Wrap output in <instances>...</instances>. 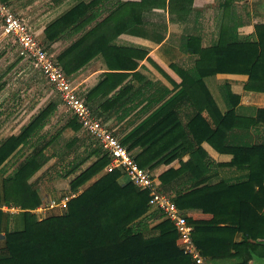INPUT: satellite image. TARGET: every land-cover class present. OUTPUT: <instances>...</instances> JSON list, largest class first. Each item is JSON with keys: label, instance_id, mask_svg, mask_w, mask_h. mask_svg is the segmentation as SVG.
Listing matches in <instances>:
<instances>
[{"label": "trees", "instance_id": "trees-1", "mask_svg": "<svg viewBox=\"0 0 264 264\" xmlns=\"http://www.w3.org/2000/svg\"><path fill=\"white\" fill-rule=\"evenodd\" d=\"M2 1L8 5L9 0ZM241 1L222 3L220 39L214 46L201 48L197 36L187 38L185 43L190 47L198 44L193 48L201 55L198 65L209 74L248 75L246 90L264 93V23L256 25L255 33L241 38L238 29L243 21L235 7ZM193 3L194 0L122 3L90 33L104 31L108 21H118L120 16L126 20V28L121 30H129L143 22L145 12L154 9H167L174 18L175 14L191 11ZM86 10V4L79 3L51 24L47 33L57 29L58 38L63 33L62 26ZM89 34L59 56L68 75L101 52L97 46L104 43H88ZM4 54L0 53V60ZM136 66L134 63L128 67ZM227 93L234 103L229 101V111L219 119L218 129L224 135L222 151L233 155L230 166L247 170L248 174L232 183L197 186L179 193L174 200L193 225V238L202 255L212 264H233V259L240 260L235 264H250L257 258L264 259V132L249 145H232L228 136L233 128H264V108L257 109L253 116L238 115L235 108L241 98L233 95L229 87ZM56 108L57 103L52 101L33 115L19 134L0 141V203L34 211L45 200L37 185L46 175L52 176L56 191L74 192L110 164V156L88 133L77 135L82 125L76 117H71L51 138L41 135ZM69 129L75 135L67 138L64 133ZM81 146L84 149L80 152ZM20 153L24 157L15 161ZM71 154L74 157L56 171ZM10 166H14L11 172ZM173 173L176 171L161 174V181L166 183ZM121 176L119 169L109 171L72 199L64 213L42 220L31 211L11 216L0 210V264H192V258L181 248L173 223L158 211L148 214L149 191L129 182L121 183ZM209 178L205 176L202 181ZM16 216L23 219L20 229L10 225Z\"/></svg>", "mask_w": 264, "mask_h": 264}, {"label": "crops", "instance_id": "crops-1", "mask_svg": "<svg viewBox=\"0 0 264 264\" xmlns=\"http://www.w3.org/2000/svg\"><path fill=\"white\" fill-rule=\"evenodd\" d=\"M139 1L9 0L8 5L33 27L46 49L59 59L70 46L92 32L122 3ZM81 2L87 6L85 14L76 15L72 21L65 23L63 33L58 38L57 29L47 33L51 24ZM223 2L194 0L191 11L175 14L174 18L167 9L149 10L143 14L142 23L124 31L121 30L126 28L124 17L120 16L115 22L108 21L104 31L87 36L88 43H104L97 46L101 52L70 75L95 116L123 141L138 164L140 162L144 164L143 168L155 171L160 188L171 193L173 198L197 186L240 181L248 174L247 170L230 166L233 155L222 151L224 135L218 129L219 119L229 111V101L234 103L228 97L227 87L233 95L241 98L235 108L238 115L253 116L257 109L264 108V93L246 90L248 75L209 74L205 67L198 65L201 55L193 50L198 44L190 47L185 43L187 38L194 36L200 38L201 48H210L219 41ZM235 7L243 21L238 29L241 38L255 33L256 25L264 23V0H243L237 2ZM134 63L136 67H128ZM52 101L57 103V108L41 131L42 136L51 138L70 119L63 118V103L58 99L39 103L38 110L16 124V129L6 137L19 134L32 116ZM52 124L55 128L48 129ZM263 132V127L248 131L233 128L228 142L232 145H249ZM85 133L81 128L77 135L84 136ZM64 134L70 138L75 132L69 129ZM83 149L84 146H81L79 151ZM23 157L20 153L15 161ZM73 157V154L66 157L56 171ZM109 171L111 168L108 165L80 191ZM167 171L176 173L171 174L164 183L160 175ZM205 176L210 178L202 181ZM49 179L51 183L47 182ZM120 181L128 183L123 173ZM37 186L45 202L64 193L54 189L49 174ZM36 212L43 215L40 208ZM153 212L150 209L148 214ZM47 213L48 216L61 214L58 209H48ZM22 223L23 219L16 216L10 225L20 229ZM241 239L239 235L237 240ZM232 262L235 264L240 260L233 259ZM205 264H212V261L206 258ZM250 264H264V259L257 258Z\"/></svg>", "mask_w": 264, "mask_h": 264}, {"label": "built area", "instance_id": "built-area-1", "mask_svg": "<svg viewBox=\"0 0 264 264\" xmlns=\"http://www.w3.org/2000/svg\"><path fill=\"white\" fill-rule=\"evenodd\" d=\"M1 41L10 42L16 46L19 58L40 71L59 95L70 118L76 117L82 128L110 156L111 170H121L129 183L149 191L150 208L160 212L164 219L173 223L181 240V248L192 258L193 264H205L206 258L193 238V225L185 212L179 208L173 195L160 188L155 171L141 167L113 130L95 116L91 107L74 86L72 77L66 73L59 60L46 49L33 27L2 0H0V43ZM80 193V190L64 192L55 199L44 201L39 207L40 212L58 209L62 214L66 211L69 202ZM0 210L11 216L31 211L37 214L39 220L45 218V213L42 215L37 213V210L24 209L20 205L6 202L0 203Z\"/></svg>", "mask_w": 264, "mask_h": 264}, {"label": "rangeland", "instance_id": "rangeland-1", "mask_svg": "<svg viewBox=\"0 0 264 264\" xmlns=\"http://www.w3.org/2000/svg\"><path fill=\"white\" fill-rule=\"evenodd\" d=\"M1 52L5 54L0 60V141L11 134L16 129L15 125L25 120L27 115L38 110L39 103L44 104L55 99L61 101L56 91L30 63L20 62L16 46L10 42L1 41ZM63 110L62 116L68 120L70 116L64 107ZM53 125H50L48 129H54ZM13 169L14 166H10L9 171ZM47 182L51 183V180ZM44 216H48V213Z\"/></svg>", "mask_w": 264, "mask_h": 264}]
</instances>
